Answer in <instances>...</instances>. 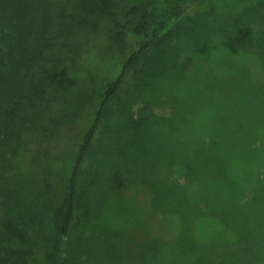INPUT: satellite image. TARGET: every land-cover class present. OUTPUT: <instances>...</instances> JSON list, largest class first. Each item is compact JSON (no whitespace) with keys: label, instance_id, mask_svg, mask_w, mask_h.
<instances>
[{"label":"rangeland","instance_id":"374dc122","mask_svg":"<svg viewBox=\"0 0 264 264\" xmlns=\"http://www.w3.org/2000/svg\"><path fill=\"white\" fill-rule=\"evenodd\" d=\"M113 1L121 12L144 5L154 15V31H167L108 107L80 173L70 235L58 233L55 214L84 136L108 84L154 32L131 35L120 47L108 21L77 19L73 44L59 46L60 62L53 57L47 64L68 70L75 88L54 91L46 103H25L20 139L0 152L3 220L25 227L30 264H202L212 246L231 257L224 264H264V0H199L181 18L176 14L190 0ZM76 3L51 0V8L72 12ZM67 22L60 15L57 27ZM158 130L161 151L149 169L141 150L154 141L141 149L140 131ZM176 168L203 186L205 196L222 187L217 201L239 234L205 215L193 224L197 246L180 243L178 217L168 216L166 224L150 210L148 185L151 176L154 184L175 186L168 176L176 180ZM174 192L188 205L180 187Z\"/></svg>","mask_w":264,"mask_h":264},{"label":"trees","instance_id":"16d2710c","mask_svg":"<svg viewBox=\"0 0 264 264\" xmlns=\"http://www.w3.org/2000/svg\"><path fill=\"white\" fill-rule=\"evenodd\" d=\"M198 1L190 0L176 17L181 18L186 15ZM75 6L77 9L72 12L67 8H61L55 14L51 8V0H0V152H5L20 139L25 128L21 116L25 103L28 101L46 103L56 96L54 91L61 89L63 92H68L75 88V81L68 70H55L49 68L47 64L51 63L53 57L60 62V58L55 55V50L59 46L66 49L73 44L80 30L77 19H82L81 23L83 20L108 21L111 24L112 41L120 47L127 45L131 35L144 36L151 32H154V35L132 53L120 74L104 91L95 119L85 134L77 154L65 199L56 210L55 225L62 237H68L73 229L77 213L80 173L110 103L119 94L129 72L167 31V28L154 31V15L150 9L141 4L127 5L122 12L120 8L123 7L113 0H78ZM60 15H63L68 22L57 27ZM178 101L179 105L184 104L183 101ZM141 124L146 125L144 122ZM211 127L215 130L219 129L216 123ZM160 130L154 133L149 131L148 134L140 131L141 149L144 144L150 145L154 141L149 149L146 147L145 151L140 149L147 158L146 165L149 169L152 167L150 164L153 158L156 159V155L161 151L157 141ZM205 138L208 140L217 138V133ZM182 140L183 143L187 141ZM194 141L195 138H192L189 141L190 145L193 146ZM173 177L176 180L172 179L171 172L168 178L176 183L175 186L168 180L154 184L151 176L149 177L148 185L152 191L150 210L164 217L163 223L166 224H168V216L178 217L181 233L178 239L181 244L185 242L189 245V242H192L191 244L197 246L192 235L193 224L196 219L205 215L223 219L229 229L240 233L239 228L228 221L226 213L222 212V207L219 206V200L217 201L219 189L222 187L213 186L210 195L205 196L201 193L203 186L189 183L188 178L179 168L175 169ZM177 187H180L183 194L188 197V205L174 192ZM256 236L257 233L248 239H244L245 237L242 239L247 242ZM27 241L29 237L25 227H18L14 223L8 224L0 213V264H30L33 247L32 249L31 246L27 247ZM210 248L207 256L202 259L203 263L224 264L225 260H230V256L223 254V251L215 250V246Z\"/></svg>","mask_w":264,"mask_h":264}]
</instances>
